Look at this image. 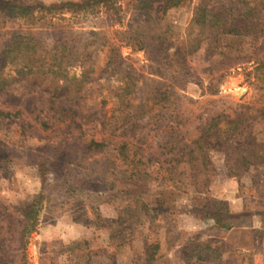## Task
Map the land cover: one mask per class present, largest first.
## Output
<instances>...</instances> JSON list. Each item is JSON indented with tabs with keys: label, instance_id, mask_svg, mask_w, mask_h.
Listing matches in <instances>:
<instances>
[{
	"label": "rangeland",
	"instance_id": "1",
	"mask_svg": "<svg viewBox=\"0 0 264 264\" xmlns=\"http://www.w3.org/2000/svg\"><path fill=\"white\" fill-rule=\"evenodd\" d=\"M199 7L205 28L192 26ZM52 16L92 80L55 107L22 83L0 92V264H264V147L241 183L221 151L207 150L205 173L178 157L217 116L222 130L238 120L240 145L264 144V0ZM205 244L217 251L197 260Z\"/></svg>",
	"mask_w": 264,
	"mask_h": 264
},
{
	"label": "trees",
	"instance_id": "2",
	"mask_svg": "<svg viewBox=\"0 0 264 264\" xmlns=\"http://www.w3.org/2000/svg\"><path fill=\"white\" fill-rule=\"evenodd\" d=\"M117 0H80L77 3L62 2L60 4L46 5L39 0H0V92L6 91L15 83H22L27 89L37 91L48 96L51 107L59 105L71 91H83L91 82L93 73L88 59L81 60L83 54L78 51L75 42L58 38L57 26L52 15L66 10L79 14L95 10L98 7L114 8ZM152 0H130L132 8L137 11L148 12ZM180 0H165V9L177 6ZM256 8L244 3L246 17L254 14ZM50 15V16H49ZM210 13L204 8H197L193 19L194 25L207 27ZM13 21H21L24 26L17 30H4V27ZM60 29V28H59ZM55 32V33H54ZM236 34H239L235 31ZM11 65L19 70L18 79L4 76L3 69ZM127 90L129 84H127ZM64 112V111H61ZM10 116V115H5ZM220 116L210 119L201 136L195 141L184 143L178 157L188 164L200 167V173L208 168L207 150H218L226 156V167L229 177L239 178L241 162L249 168L254 165L252 157L262 151L255 139L247 140L243 145L235 141L239 130L238 120L227 123V128H219ZM47 126L46 123L43 124ZM107 148L104 142L91 141L89 149L103 151ZM246 149L247 156L241 157L240 152ZM264 149V148H263ZM128 162L131 163L129 155ZM242 160H239V159ZM260 165L264 168V155ZM143 161H137V163ZM196 172V171H195ZM193 177L194 192H201L198 175ZM202 187L206 186L202 179ZM242 187V185H241ZM220 219V217H219ZM210 244H205L196 253L197 260L206 261L210 254L216 253Z\"/></svg>",
	"mask_w": 264,
	"mask_h": 264
},
{
	"label": "crops",
	"instance_id": "3",
	"mask_svg": "<svg viewBox=\"0 0 264 264\" xmlns=\"http://www.w3.org/2000/svg\"><path fill=\"white\" fill-rule=\"evenodd\" d=\"M241 205L243 206V205H244V203H242ZM243 209H244V207H243Z\"/></svg>",
	"mask_w": 264,
	"mask_h": 264
}]
</instances>
